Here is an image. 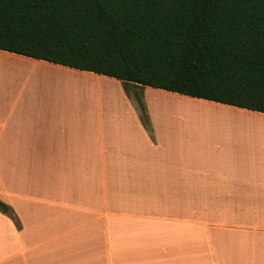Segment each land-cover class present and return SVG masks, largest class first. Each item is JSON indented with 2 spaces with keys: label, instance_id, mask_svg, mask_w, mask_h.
<instances>
[{
  "label": "crops",
  "instance_id": "0c3cea01",
  "mask_svg": "<svg viewBox=\"0 0 264 264\" xmlns=\"http://www.w3.org/2000/svg\"><path fill=\"white\" fill-rule=\"evenodd\" d=\"M0 60L20 64L0 69V201L13 214L0 211V264H264V132L205 142L151 106L203 108L200 125L230 128L263 113L143 86L145 127L114 78ZM48 72L81 82L56 91L35 78Z\"/></svg>",
  "mask_w": 264,
  "mask_h": 264
},
{
  "label": "trees",
  "instance_id": "16d2710c",
  "mask_svg": "<svg viewBox=\"0 0 264 264\" xmlns=\"http://www.w3.org/2000/svg\"><path fill=\"white\" fill-rule=\"evenodd\" d=\"M0 50L264 114V0H0Z\"/></svg>",
  "mask_w": 264,
  "mask_h": 264
},
{
  "label": "rangeland",
  "instance_id": "374dc122",
  "mask_svg": "<svg viewBox=\"0 0 264 264\" xmlns=\"http://www.w3.org/2000/svg\"><path fill=\"white\" fill-rule=\"evenodd\" d=\"M16 65H20V64H18V63L14 64V61H11V60H0V69H9V70L10 69H17V68H15ZM48 73H49V75H47V74L46 75L35 74V78L38 76V78H41V79H39V80H41V82H44V80H48L50 82H53L51 84H53L55 86L54 89L56 91L60 90V88L54 83L63 82L66 85H68L65 87L66 89L68 88L67 90L74 92L75 89H78L77 88L78 83L81 82V81H79L80 78L75 77V76H67V75L62 76L59 74H52L51 72H48ZM86 80H88V79H86ZM89 80H92V78H90ZM44 83H46V82H44ZM130 93L133 96V98H135V94H132V92H130ZM94 95H95V92H92L90 90L89 91L87 90V92L84 93V96H94ZM181 100H182V102H180ZM133 101L135 104H137L136 99H134ZM178 102H180V103H184V102L187 103L188 102V103H191V105L201 106V107H207L208 106L206 103H200L198 101H186L185 99H180V98H178ZM143 105L145 107V111L147 112L145 104H143ZM151 107H152L151 111H153V112H164L167 115L177 116L178 121L175 124H177L180 132L183 134L184 137L185 136H193L194 138L203 137L205 142H208V139H211L210 135L218 132L219 130H223L224 128H225L224 129L225 131L230 130L234 133H237L238 134L237 136L241 135V137H243V138L244 137L246 138V136L250 133L249 131L261 130L264 132V124H262V125L254 124V121H256V120L250 121V119H245L242 122L243 128L223 127V126L219 125L220 123H211L210 125H207V124L200 125V123H204L205 120H201V119L198 120V119H195L194 117H196L195 115H201L199 112H197V110L200 111L201 113L204 112L203 114L205 115V112H207L208 110L203 109V108L191 107V106L186 105V106H184V108L179 107L178 113H175L173 111L163 110L164 107H162V105L157 106V108L155 106H151ZM193 109H196V111H194ZM213 111H215V110H213ZM217 112H219V111H217ZM175 114H177V115H175ZM179 114H184V115H188V116L190 115L189 116L190 118L181 117V115H179ZM190 119H193V120H190ZM191 121L195 124H192ZM197 122H199V123H197ZM189 124H190V126L193 125L195 127L188 128ZM244 128L247 129V133L245 132L246 130ZM254 144H255L254 141L250 143V145H253V146H254Z\"/></svg>",
  "mask_w": 264,
  "mask_h": 264
},
{
  "label": "water",
  "instance_id": "95a60500",
  "mask_svg": "<svg viewBox=\"0 0 264 264\" xmlns=\"http://www.w3.org/2000/svg\"><path fill=\"white\" fill-rule=\"evenodd\" d=\"M129 86H130V92H132V94H136V88H135V85L132 84V83H130Z\"/></svg>",
  "mask_w": 264,
  "mask_h": 264
}]
</instances>
